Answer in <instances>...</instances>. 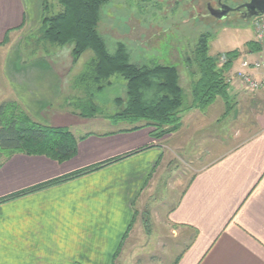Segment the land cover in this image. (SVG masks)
Segmentation results:
<instances>
[{"label": "crops", "instance_id": "0c3cea01", "mask_svg": "<svg viewBox=\"0 0 264 264\" xmlns=\"http://www.w3.org/2000/svg\"><path fill=\"white\" fill-rule=\"evenodd\" d=\"M43 16L44 0H0V104L12 98L34 120L74 134L79 123L114 125L76 135L77 153L64 162L0 154V264H121L124 239L141 216L138 203L155 196L171 160L188 152L206 163L167 214L175 236L189 234L173 264H264V89L248 94L233 81L227 100L185 111L163 139L152 136L153 127L130 130L133 124L100 116L77 112L67 121L59 101L72 68L21 52ZM256 57H238L227 77L243 58Z\"/></svg>", "mask_w": 264, "mask_h": 264}, {"label": "rangeland", "instance_id": "374dc122", "mask_svg": "<svg viewBox=\"0 0 264 264\" xmlns=\"http://www.w3.org/2000/svg\"><path fill=\"white\" fill-rule=\"evenodd\" d=\"M50 3L47 15L61 9V6L53 1ZM201 6H204L201 0H110L102 9L98 29L112 51L117 41H121L127 44L135 62L161 63L177 67L187 101L191 99L193 76L198 72L194 50L201 34H210L209 54L220 57L233 50L238 51V57H242L248 52V43L255 40L254 21L258 16L242 19L234 24H225L222 28H208L196 15L197 11L203 10ZM72 46L73 44L59 48L52 46L41 38V26L25 35L21 44L24 58L45 56L58 69L72 68V75L64 81V94L59 101L64 105L61 114L68 117L67 121L77 118V112H80V107L88 98L84 85L82 84V88L77 87L75 79L93 57L92 51H86L72 67ZM220 64L222 65L221 62ZM110 80L111 85L95 93V101L103 113L113 114L119 109L115 105V98H126V81L117 75ZM255 92L247 91L248 94ZM52 116L55 121L56 115ZM113 125L96 120L87 124H75L73 131L76 134L71 132L74 136L87 131L103 132L112 129ZM165 135L166 133L156 138L163 139ZM199 149L197 147L195 151ZM185 154L183 159L171 160L169 170L163 174L162 183L155 196L142 204L138 203L141 216L124 239L121 264H173L187 244L189 234L175 236L168 223L167 214L177 204L192 174L206 163V160L202 158L201 153ZM147 248L153 250L152 253H146ZM139 252L143 255L137 256L136 253Z\"/></svg>", "mask_w": 264, "mask_h": 264}, {"label": "trees", "instance_id": "16d2710c", "mask_svg": "<svg viewBox=\"0 0 264 264\" xmlns=\"http://www.w3.org/2000/svg\"><path fill=\"white\" fill-rule=\"evenodd\" d=\"M50 1L61 6V9L47 15ZM109 1L44 0L41 38L57 47L73 44L71 53L74 62L86 51L93 53L84 71L75 79L77 87L82 88L84 85L88 97V103H83L82 107V103L79 104L81 116H101L114 123L126 121L133 124L130 130L153 127L152 136L156 138L174 131L185 111L205 109L218 97L227 100L230 86L227 74L239 56L238 51L224 53L227 60L221 65L220 56L209 54L210 34H201L194 50L198 72L191 82V99L186 101L177 67L135 62L127 44L121 41H117L113 51L110 50L107 40L98 29L102 9ZM259 50L255 40L248 43L249 52ZM115 75L126 81V98L116 97L115 105L119 109L113 114L103 113L95 101V93L111 85L110 79ZM78 142L79 138L67 127L45 125L34 120L16 100H5L0 104V154L10 156L20 152L46 155L64 162L77 153ZM95 168L98 167L76 171L42 184L37 189L72 179Z\"/></svg>", "mask_w": 264, "mask_h": 264}, {"label": "built area", "instance_id": "2783aa9c", "mask_svg": "<svg viewBox=\"0 0 264 264\" xmlns=\"http://www.w3.org/2000/svg\"><path fill=\"white\" fill-rule=\"evenodd\" d=\"M254 21L255 41L260 50L256 58H243L241 67L236 71L228 82L237 81L241 88L248 92H255L264 89V13L257 15ZM227 60L225 55L220 57L223 64Z\"/></svg>", "mask_w": 264, "mask_h": 264}, {"label": "flooded vegetation", "instance_id": "af4514ba", "mask_svg": "<svg viewBox=\"0 0 264 264\" xmlns=\"http://www.w3.org/2000/svg\"><path fill=\"white\" fill-rule=\"evenodd\" d=\"M200 1V0H199ZM203 10L196 15L205 26L222 28L225 24H234L245 19L246 3L251 0H201ZM198 2V1H197Z\"/></svg>", "mask_w": 264, "mask_h": 264}, {"label": "water", "instance_id": "95a60500", "mask_svg": "<svg viewBox=\"0 0 264 264\" xmlns=\"http://www.w3.org/2000/svg\"><path fill=\"white\" fill-rule=\"evenodd\" d=\"M247 10L245 12V19L252 18L261 13H264V0H251L245 4Z\"/></svg>", "mask_w": 264, "mask_h": 264}]
</instances>
